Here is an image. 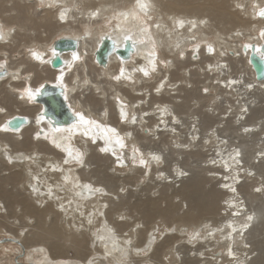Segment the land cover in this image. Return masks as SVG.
<instances>
[{
    "label": "bare ground",
    "instance_id": "1",
    "mask_svg": "<svg viewBox=\"0 0 264 264\" xmlns=\"http://www.w3.org/2000/svg\"><path fill=\"white\" fill-rule=\"evenodd\" d=\"M117 1L0 0V262L15 246L13 264H256L264 81L249 56L264 45V0ZM61 38L79 47L56 70ZM107 39L134 52L101 65ZM47 84L72 124L45 118ZM16 117L28 124L9 128Z\"/></svg>",
    "mask_w": 264,
    "mask_h": 264
},
{
    "label": "water",
    "instance_id": "2",
    "mask_svg": "<svg viewBox=\"0 0 264 264\" xmlns=\"http://www.w3.org/2000/svg\"><path fill=\"white\" fill-rule=\"evenodd\" d=\"M79 47V44L74 39L61 38L54 43V50L56 51V57L52 59L51 66L53 69H60L63 67L64 62L61 58V54L75 52ZM134 52L133 44L130 40H126L123 48H115V44L110 40H104L103 44L97 51L96 60L101 65H106L108 57L112 53H116L123 60L129 59ZM261 53V55H260ZM249 63L255 73L258 81H264V45L257 50L255 45L250 48ZM4 75V72H0V77ZM62 88L57 86L45 85L37 94L38 101L42 102L44 106L45 118L52 120V124L59 126V124H72L73 114L66 112L65 100L63 98ZM67 106V104H66ZM28 124V121L22 117H16L9 122V128L20 129L24 125Z\"/></svg>",
    "mask_w": 264,
    "mask_h": 264
},
{
    "label": "rangeland",
    "instance_id": "3",
    "mask_svg": "<svg viewBox=\"0 0 264 264\" xmlns=\"http://www.w3.org/2000/svg\"><path fill=\"white\" fill-rule=\"evenodd\" d=\"M117 1V0H116ZM161 2H163L164 4H168V5H171L172 7H178L179 5H180V1L179 0H160ZM222 1H228V0H217V2L218 3H220V2H222ZM118 3H116V5L117 6H122V5H124L125 4V0H118L117 1ZM198 2V4H199V6L200 5H204V7H205V5H208V3L209 2H207V0H198L197 1ZM203 3V4H202ZM228 3L231 5V0H229L228 1ZM228 10H230V13H233V9H228ZM23 12V11H22ZM24 13H25V10H24ZM24 13H22V14H24ZM214 24H216L215 22H214ZM13 25V27H14V30L16 31V30H18L17 32H20L21 33V35H26V34H29V32H27L26 30H20L19 29V27H18V25L17 24H12ZM27 25V28L28 29H33L34 31H32V34H33V36H37V37H40V35H45L46 33H44V31H46V28L45 27H41V24L39 25L37 22H35V21H30L29 23H27L26 24ZM235 26V23L234 22H231V20L230 19H225V21H224V23H223V25H222V27H220V28H223V29H225V30H229V28L231 29L232 27H234ZM34 32V33H33ZM22 40H24L23 42H22V46L21 47H19L18 48V51L19 52H22L21 54L22 55H20V56H24L23 55V52H24V49H25V46H24V43L25 44H28L30 41H29V39L26 37H24V39L22 38ZM19 41V40H18ZM28 45H30V44H28ZM17 54V53H16ZM31 77H33V78H35V76H34V74H32L31 75ZM204 79V77H202V80ZM217 81L215 80L214 81V83H216ZM10 85V84H9ZM205 85H209V83L208 82H206V84ZM214 93V92H213ZM14 95H16V94H14ZM19 99V98H18ZM238 102L236 101V104H237ZM98 109H99V107H98ZM102 109V108H101ZM100 109V111H99V113H101L102 112V110ZM98 114V113H97ZM215 150V147H213V149H212V152ZM98 153H99V151H98ZM211 154V153H210ZM215 160H217V162H218V159H215ZM215 160H211V161H209L208 160V162H215ZM217 162H215V164H212V165H216L217 166ZM203 166H204V164H202ZM164 167V165H162V167L161 168H163ZM213 168V167H212ZM215 169L217 170V169H219V170H221L222 172H220V173H218V175L217 176H221V178L220 179H222L223 180V175H225L227 172H223V166H222V169L220 168V167H215ZM11 187V186H10ZM10 187H8V188H10ZM221 188V187H220ZM146 193V192H145ZM144 193V194H145ZM154 193H155V191H153L152 192V194H150V195H152V196H154ZM143 194V192H137V194H135V197H133L132 199H131V201L133 202V201H136V203H142V202H146L147 201V197H148V195H149V193H147L148 195L147 196H143L144 195ZM137 197V198H136ZM162 205L164 206L165 205V203L163 202L162 203ZM163 206H161V207H163ZM19 210V209H18ZM127 212H129V211H127ZM138 213H132V215L133 216H135V215H137ZM131 215V216H132ZM138 217H142L141 216V214H138ZM153 220V221H152ZM152 220H145L144 218H142V221L143 222H147L146 223V228L148 227H153L154 226V224L156 223V224H159V222H160V220L161 219H157V220H154V219H152ZM149 222H151V223H149ZM161 225V224H160ZM257 228H258V230L256 231V233H254L253 235H252V237H253V241H254V243H256L254 246H256V248L257 247H259V251H260V254H261V257H260V259L259 260H257L258 262H256V264H264V218H260L259 219V221H258V224H257ZM256 240V241H255ZM248 246H249V244H248ZM67 255H69V257L70 258H75L76 256H77V253L73 250V249H70V248H67ZM223 250H225V248H223V249H220L219 251H218V255H221V252L223 251ZM70 251V252H69ZM16 254V249H15V246H13V248H9L8 249V252H5L4 254H3V256H1V259H3V261H1L0 262V264H13V258H15V261H16V259L18 258V256L17 255H15ZM257 254V251L255 252V254L254 255H256ZM40 255H42V254H40ZM7 257V258H6ZM21 260V259H20ZM22 261V263H24V264H28V261L24 258L23 260H21ZM20 261V262H21ZM261 262V263H260Z\"/></svg>",
    "mask_w": 264,
    "mask_h": 264
}]
</instances>
